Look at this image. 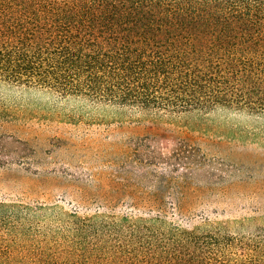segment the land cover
<instances>
[{
    "label": "trees",
    "instance_id": "16d2710c",
    "mask_svg": "<svg viewBox=\"0 0 264 264\" xmlns=\"http://www.w3.org/2000/svg\"><path fill=\"white\" fill-rule=\"evenodd\" d=\"M0 81L118 114L246 115L260 125L213 131L264 143V0H0ZM32 210L0 202V215ZM66 224L72 246L37 264H227L238 241L228 224L186 229L161 213H73Z\"/></svg>",
    "mask_w": 264,
    "mask_h": 264
},
{
    "label": "rangeland",
    "instance_id": "374dc122",
    "mask_svg": "<svg viewBox=\"0 0 264 264\" xmlns=\"http://www.w3.org/2000/svg\"><path fill=\"white\" fill-rule=\"evenodd\" d=\"M234 124L260 125L226 112L118 114L0 81V202L34 209L0 215V264H37L47 248L72 246L60 238L71 237L73 213L228 224L238 241L227 264H264V143L213 131ZM182 147L193 152L184 161L172 153Z\"/></svg>",
    "mask_w": 264,
    "mask_h": 264
}]
</instances>
